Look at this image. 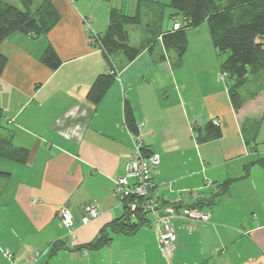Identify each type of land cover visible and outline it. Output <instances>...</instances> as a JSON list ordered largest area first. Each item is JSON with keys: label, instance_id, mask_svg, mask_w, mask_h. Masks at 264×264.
I'll return each instance as SVG.
<instances>
[{"label": "crops", "instance_id": "crops-1", "mask_svg": "<svg viewBox=\"0 0 264 264\" xmlns=\"http://www.w3.org/2000/svg\"><path fill=\"white\" fill-rule=\"evenodd\" d=\"M4 1L23 6L22 0ZM116 1L51 0L59 20L50 31L39 37L13 32L0 42L6 56L0 76V171L9 173L0 176V264H264V84L241 96L234 109L212 45H195L192 55L187 45L177 65L158 40L151 52L144 46L120 65L93 103L87 92L107 66L83 18L102 33L112 8L127 13ZM139 1L132 0L127 14ZM168 2L141 0L157 11ZM142 36L132 43L142 45ZM47 45L60 59L56 69L39 61ZM124 100L142 145L159 157L152 169L157 201L173 203L181 195L183 204L210 214L192 231L173 220L172 255L161 251L152 221L132 235L113 234L98 249L83 247L123 213L111 187L132 149ZM213 119L220 135L204 140V127ZM91 201L98 215L83 223L82 206ZM61 207L70 213L71 233L61 223ZM55 241L60 247L49 255ZM35 250L42 254L34 262Z\"/></svg>", "mask_w": 264, "mask_h": 264}, {"label": "trees", "instance_id": "trees-1", "mask_svg": "<svg viewBox=\"0 0 264 264\" xmlns=\"http://www.w3.org/2000/svg\"><path fill=\"white\" fill-rule=\"evenodd\" d=\"M22 5L20 8L0 0V42L13 32L31 34L34 37L45 35L59 20L51 0H22ZM142 6L140 0L135 14H127L115 8L110 10L108 24L102 33H97L96 38L107 68L95 78L87 92V98L97 103L115 80L120 65L134 60L144 46L151 52L158 40L174 62L180 64L187 50L186 30L205 22L213 48L218 56L224 54L219 70L223 78L229 81L230 102L234 109H238L242 104L239 89L246 83L248 75H258L264 71V0H170L165 4L171 10L166 16L162 7L157 11L144 5L147 9L145 21ZM164 18L174 21L166 26ZM174 22L178 23L176 29H173ZM132 27H141L144 40L142 45L132 43ZM117 58H121L120 62ZM39 61L50 69H56L60 64L59 57L50 45L46 46ZM5 64L6 56L0 53V76ZM123 103L124 124L137 135L139 129L132 108L126 100ZM204 130V140L220 135L218 125L213 124L212 120ZM20 151L26 154L24 149ZM142 151L149 152L144 146ZM0 154H3L1 149ZM8 174L0 171V176ZM229 182L222 184L224 186ZM130 200L132 199L124 200L122 215L104 225L98 236L83 247L98 249L108 244L113 234L132 235L147 224L150 220L141 211L140 199L136 200L137 212L133 217L127 210ZM60 244L58 241L51 243L48 254L59 249Z\"/></svg>", "mask_w": 264, "mask_h": 264}, {"label": "built area", "instance_id": "built-area-1", "mask_svg": "<svg viewBox=\"0 0 264 264\" xmlns=\"http://www.w3.org/2000/svg\"><path fill=\"white\" fill-rule=\"evenodd\" d=\"M85 31L88 35L91 44L100 51L97 45V33L92 31L89 18H83ZM178 27V23L174 22L173 29ZM220 78L223 74L220 73ZM213 124L218 125L217 120H212ZM131 132V131H130ZM132 149L127 154L123 162V173L118 175L112 184V195L123 205L125 199H132L128 202L127 210L133 217L137 212L136 200L140 199L141 211L144 217L156 224L158 227L157 242L162 252L167 255H172L175 249V227L173 220L178 218L183 221V226L186 230L192 231L199 224H204L208 221L210 214L207 211L200 210L196 206L183 204V197L180 195L173 203L161 204L157 201L152 190L154 183L152 180V169L158 165L159 157L154 152L144 153L143 145L139 134H133ZM192 196H196L193 192ZM84 215L82 222L86 223L98 215L97 203L95 201L87 202L82 206ZM58 214L62 225L71 233L73 224L70 213L66 208L58 209ZM10 257V252H5ZM39 250H35L32 256L33 261H37L41 256Z\"/></svg>", "mask_w": 264, "mask_h": 264}, {"label": "rangeland", "instance_id": "rangeland-1", "mask_svg": "<svg viewBox=\"0 0 264 264\" xmlns=\"http://www.w3.org/2000/svg\"><path fill=\"white\" fill-rule=\"evenodd\" d=\"M160 1L165 2V3L168 2V0H160ZM116 3L123 4L124 9H125V11H127V13L130 12L129 9L133 5L132 0H117ZM33 6H35V5H33ZM170 11L171 10L169 9V7H164L165 15L170 13ZM131 12H132V14H135L136 9L133 8V11L131 10ZM141 12H142V17L144 18V16L146 15V12H147V9L144 5L142 6ZM146 18L147 17L145 16L144 21ZM177 18H178V16H177ZM144 21H143V23H144ZM173 21H174V19H167L166 21H164V23H165V25L168 24L167 26H169V24L172 23ZM191 29H193V30H191ZM191 29H188V32H187L188 51L191 52V55L197 52V50L191 49L195 45L203 46V47H205V46L211 47L212 42L210 39V35L208 33L209 31H208L207 24L205 22L200 24L198 27L191 28ZM131 32H132V38L134 37L135 39H138L140 36V33H142V30H141V27L140 28L139 27H132ZM213 51H214V49H213ZM191 55H190V57H191ZM215 56H216V54H215ZM223 57H224V54H222V56H218V60L220 61ZM213 61H217V58L214 57V54H213ZM218 77L220 78V72L218 74ZM259 84L260 85L264 84V71L258 75H252V74L248 75V79H247L246 83L240 88L241 96L243 98H246L250 94V92L253 91V89ZM262 86H264V85H262Z\"/></svg>", "mask_w": 264, "mask_h": 264}]
</instances>
